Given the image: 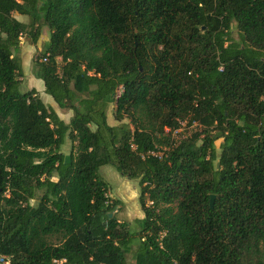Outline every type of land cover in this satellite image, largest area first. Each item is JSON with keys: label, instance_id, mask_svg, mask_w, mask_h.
<instances>
[{"label": "trees", "instance_id": "trees-1", "mask_svg": "<svg viewBox=\"0 0 264 264\" xmlns=\"http://www.w3.org/2000/svg\"><path fill=\"white\" fill-rule=\"evenodd\" d=\"M42 28L68 123L21 90ZM103 165L138 181L139 231ZM133 239L134 264H264V0H0V264H126Z\"/></svg>", "mask_w": 264, "mask_h": 264}, {"label": "rangeland", "instance_id": "rangeland-1", "mask_svg": "<svg viewBox=\"0 0 264 264\" xmlns=\"http://www.w3.org/2000/svg\"><path fill=\"white\" fill-rule=\"evenodd\" d=\"M18 14L13 13V16H17ZM24 23L29 22V18L26 16H20ZM19 21V20H18ZM231 36L234 39H238V32L234 23L230 26ZM49 32L46 28L41 29L40 37L37 41V46L34 51L31 52V55L28 58L26 64L23 63L22 66V73H23V80L21 81V90L25 91L28 87H33L36 91L38 89L43 88L42 80L35 77L33 74V67L34 63L39 62L42 57V51L44 50L45 45L48 42ZM22 42V47H25L27 44L32 45L29 39L26 36H22L20 43ZM34 45V44H33ZM36 45V44H35ZM20 54H18V57ZM34 77V80H31L30 74ZM33 81V83H31ZM121 89H118V93ZM40 97L42 101L46 103L54 101L52 98L45 93H41ZM47 105V104H46ZM113 109L114 106L110 105L107 109V123L111 126L119 124L113 118ZM59 117L62 118L64 121H67L72 113L70 110H61L57 109ZM123 122H127L125 119ZM198 131V127L196 125H188L187 120L182 122L181 129L178 133L175 134L176 138H185L190 136L193 132ZM221 141L218 140L215 142L217 154L220 153L218 149V145ZM71 150V143L69 140H65L64 144L61 147V153L67 156ZM216 163V162H215ZM99 174L106 182L107 186V195L113 200H119L120 205L117 207V211L115 212L117 220L120 222H125L128 224V228L131 232L139 231L143 226V212L139 206V186L138 181L136 179H127L121 176L114 167L110 165H103L99 169ZM132 247L131 250L125 255L126 257V264H134V251H135V244L136 239L132 240Z\"/></svg>", "mask_w": 264, "mask_h": 264}, {"label": "crops", "instance_id": "crops-1", "mask_svg": "<svg viewBox=\"0 0 264 264\" xmlns=\"http://www.w3.org/2000/svg\"><path fill=\"white\" fill-rule=\"evenodd\" d=\"M21 15H17V16H14L17 20H19V21H22V19H21V17H20ZM24 23V22H23ZM22 45V42L20 43V52H19V59H20V62H21V66H23V63L24 64H26L27 63V61H28V58H29V56L31 55V52L32 51H34L35 49H36V46H37V43H36V45L34 44V45H26L25 47H22L21 46ZM30 77H31V80L33 79L34 80V77L32 76V73L30 74ZM22 80H23V77H22ZM31 83H33V81H31ZM43 83V82H42ZM29 89H34L33 87H28L27 88V90H29ZM36 90V89H35ZM37 93H38V95H39V97H40V94L41 93H44V86H43V88H41V89H38L37 91H36ZM41 98V97H40ZM42 100V99H41ZM48 106H50V107H52L53 109H54V111L57 113V115H58V117H59V114H58V107H57V105L56 104H53L52 102H50V103H46ZM60 118V117H59ZM60 119H62V118H60ZM70 119V118H69ZM69 119L67 120V121H64L63 119V121L65 122V123H68V121H69ZM119 201V200H118ZM120 202V201H119Z\"/></svg>", "mask_w": 264, "mask_h": 264}, {"label": "built area", "instance_id": "built-area-1", "mask_svg": "<svg viewBox=\"0 0 264 264\" xmlns=\"http://www.w3.org/2000/svg\"><path fill=\"white\" fill-rule=\"evenodd\" d=\"M22 39V36H20L19 37V42H20V40ZM39 61H41V62H45L46 61V57H44V58H41ZM181 125H182V122L180 123V128H178V129H176V130H173L172 132H171V136L174 138V140H179L180 138H176L175 137V134L176 133H178L179 131H180V129H181ZM193 125H196V124H193ZM2 264H8L7 262H3Z\"/></svg>", "mask_w": 264, "mask_h": 264}, {"label": "water", "instance_id": "water-1", "mask_svg": "<svg viewBox=\"0 0 264 264\" xmlns=\"http://www.w3.org/2000/svg\"><path fill=\"white\" fill-rule=\"evenodd\" d=\"M213 201H214V195H211V196H210V207H212V205H213ZM108 216L111 217L112 214H108Z\"/></svg>", "mask_w": 264, "mask_h": 264}]
</instances>
